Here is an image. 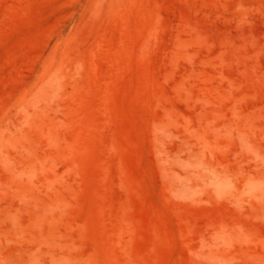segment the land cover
Returning a JSON list of instances; mask_svg holds the SVG:
<instances>
[{
    "label": "rangeland",
    "instance_id": "374dc122",
    "mask_svg": "<svg viewBox=\"0 0 264 264\" xmlns=\"http://www.w3.org/2000/svg\"><path fill=\"white\" fill-rule=\"evenodd\" d=\"M0 264H264V0H0Z\"/></svg>",
    "mask_w": 264,
    "mask_h": 264
}]
</instances>
